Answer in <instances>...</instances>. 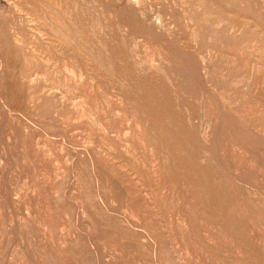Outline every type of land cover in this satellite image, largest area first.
<instances>
[{"label": "rangeland", "instance_id": "1", "mask_svg": "<svg viewBox=\"0 0 264 264\" xmlns=\"http://www.w3.org/2000/svg\"><path fill=\"white\" fill-rule=\"evenodd\" d=\"M0 264H264V0H0Z\"/></svg>", "mask_w": 264, "mask_h": 264}]
</instances>
